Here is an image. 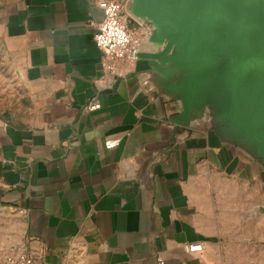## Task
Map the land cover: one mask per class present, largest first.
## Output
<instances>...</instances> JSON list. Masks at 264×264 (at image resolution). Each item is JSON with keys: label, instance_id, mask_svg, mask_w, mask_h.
<instances>
[{"label": "crops", "instance_id": "1", "mask_svg": "<svg viewBox=\"0 0 264 264\" xmlns=\"http://www.w3.org/2000/svg\"><path fill=\"white\" fill-rule=\"evenodd\" d=\"M100 1L0 0L24 114L0 122V264H264V168L208 117L175 124L146 60L109 78ZM117 1L139 52L156 51Z\"/></svg>", "mask_w": 264, "mask_h": 264}, {"label": "water", "instance_id": "2", "mask_svg": "<svg viewBox=\"0 0 264 264\" xmlns=\"http://www.w3.org/2000/svg\"><path fill=\"white\" fill-rule=\"evenodd\" d=\"M127 14L152 28L156 51L137 59L180 104L174 123L208 117L221 142L264 168V0H129Z\"/></svg>", "mask_w": 264, "mask_h": 264}, {"label": "built area", "instance_id": "3", "mask_svg": "<svg viewBox=\"0 0 264 264\" xmlns=\"http://www.w3.org/2000/svg\"><path fill=\"white\" fill-rule=\"evenodd\" d=\"M98 7L103 13L100 23L96 24L94 42L103 53L102 66L109 78L119 76L123 68L129 66L137 59L139 52V39L134 31L128 28V25L122 17V5L117 0H102ZM146 30L150 34L152 28L147 23ZM110 80V79H109ZM96 103H90L87 110L98 109ZM118 141H107L105 147L112 149L116 147ZM198 246L190 247V250L196 251ZM5 264H43L35 260L26 252L20 253L15 258H9Z\"/></svg>", "mask_w": 264, "mask_h": 264}, {"label": "rangeland", "instance_id": "4", "mask_svg": "<svg viewBox=\"0 0 264 264\" xmlns=\"http://www.w3.org/2000/svg\"><path fill=\"white\" fill-rule=\"evenodd\" d=\"M19 60L0 37V122L19 121L24 115L16 110L20 104Z\"/></svg>", "mask_w": 264, "mask_h": 264}]
</instances>
